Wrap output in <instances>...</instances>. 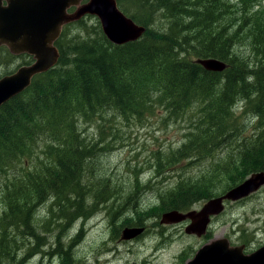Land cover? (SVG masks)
Listing matches in <instances>:
<instances>
[{"label":"trees","instance_id":"trees-1","mask_svg":"<svg viewBox=\"0 0 264 264\" xmlns=\"http://www.w3.org/2000/svg\"><path fill=\"white\" fill-rule=\"evenodd\" d=\"M116 1L145 27L139 39L114 44L97 18L69 22L55 41L57 62L0 105V264H25L16 245L27 239L33 241L27 256L49 242L45 233L54 230L35 224L37 206L49 196V214L60 218L50 221L61 227L57 239L64 233L67 240L78 220L81 239L95 215L87 204L107 209L118 235L116 222L127 209L109 213L123 185L91 174L100 156L121 146L113 135L115 118L118 124L159 114L164 124L184 123L179 146L133 168L127 202L138 204L145 191H154L157 201L133 205L134 216L124 217L121 227L140 226L149 214L188 210L264 171V0ZM208 58L225 69L209 71L196 62ZM91 120L112 122L110 131L100 129L97 140L87 141L80 126ZM189 167L200 169L193 174ZM178 169L176 182L162 185ZM46 251L72 263V245L58 241L42 258Z\"/></svg>","mask_w":264,"mask_h":264},{"label":"rangeland","instance_id":"rangeland-1","mask_svg":"<svg viewBox=\"0 0 264 264\" xmlns=\"http://www.w3.org/2000/svg\"><path fill=\"white\" fill-rule=\"evenodd\" d=\"M86 18L88 24L93 23L96 19L93 15H88ZM0 45L3 46L4 44ZM6 55L3 50H0V77L12 73L22 63L28 61L25 57L8 58ZM162 122L163 120L159 114L148 115L140 121L132 119L118 124H116L117 119H113V123H115L113 130V135L116 138L115 144L120 143L121 146L109 154L100 156L95 162L97 165L95 166V171H92L93 173L91 174L99 172V178L109 180L112 186L123 185L122 195L121 192L115 194L117 200L114 208L109 213L112 216L117 211L127 209L122 219L116 222L119 223L118 235L113 237L109 217L105 211H102L85 222L82 227V237L79 241L76 240L74 234L79 230L80 220L75 222L72 228L69 229L68 234L70 235L67 240L64 239V233L57 239L56 233L59 232L61 227L57 229L52 226L50 223L51 218L47 210H44L36 223L38 226L47 224V227L54 230V232L51 235L45 233L46 241L49 242L33 248L30 253L34 254L27 264H52V262L48 261V258H42V253L45 249L56 248L58 241L64 248L71 241L79 242L78 247L75 246L72 250L74 257L79 260L84 259V256H86L89 261L87 264H141L144 258L145 264H186L187 261L194 257L202 245L215 238L227 239L231 244L264 243V185L249 197L235 202H227L225 211L212 220L209 231L200 237L186 234V222L184 221L169 225H161L157 221V225L154 227L150 226V231L142 238H136L131 241L120 239L121 221L126 216H134L132 206L144 207L150 202L157 201L154 191H145L137 199L136 202L138 204H133L132 201L127 202L128 184L132 181L133 168L153 163L155 161L154 156L158 151H166L168 146L177 147L182 143L181 137L184 123L164 124ZM111 123L91 120L84 122L80 128L87 141H91L99 138L100 129L108 133ZM107 141L111 142L112 140L108 139ZM91 164L88 166L91 167ZM199 169L200 167H189L187 171L194 174ZM167 173L158 177L156 180L157 185H159V182L162 183L163 177ZM179 173H181L179 169L172 172L173 178L170 180L168 176H165V181H163L162 185L166 183L171 185L172 181L176 182V176ZM147 177L148 173H145L142 181L145 182L144 180ZM111 202L112 199H110ZM203 203L204 201L198 202L192 208L199 209ZM44 204L45 201L43 200L37 208H43L44 206L42 207V205ZM119 207L121 208L119 209ZM2 209L3 206L0 203V211ZM157 232H162L165 236L162 242L164 249L161 252L162 254L159 253L158 257L152 253V249L160 240ZM53 242L56 243L53 244ZM23 243V247L18 250L17 257L21 253L27 252V247L33 245V241L30 239L25 240ZM55 263L56 260L53 264Z\"/></svg>","mask_w":264,"mask_h":264},{"label":"water","instance_id":"water-1","mask_svg":"<svg viewBox=\"0 0 264 264\" xmlns=\"http://www.w3.org/2000/svg\"><path fill=\"white\" fill-rule=\"evenodd\" d=\"M76 1L80 0H50L49 7L40 9V0H8L7 6H2L0 0V44L6 45L13 54L28 53L34 57L30 64L22 65L0 78V105L26 89L35 74L48 70L57 62L59 52L53 43L62 24L93 15L98 19L105 37L114 44L137 40L145 32V27L126 15L116 0H87L73 12H66ZM196 62L209 71H223L226 67L224 63L210 58L197 59ZM261 185H264V171L254 172L223 194L206 200L199 209L168 210L161 214L159 222L172 224L189 219L185 233L200 237L206 232L210 216L224 209V200L245 198ZM142 231L140 226H124L121 239L136 238ZM227 244L225 239L212 241L202 246L187 264H264V247L243 256L241 247H228Z\"/></svg>","mask_w":264,"mask_h":264},{"label":"flooded vegetation","instance_id":"flooded-vegetation-1","mask_svg":"<svg viewBox=\"0 0 264 264\" xmlns=\"http://www.w3.org/2000/svg\"><path fill=\"white\" fill-rule=\"evenodd\" d=\"M26 2H29V0H25ZM46 1V0H45ZM44 0H40V2L38 3V5H39V7H40V9H46V6L47 7H49V1L50 0H47L46 2H45ZM87 0H80V1H78V3H77V1H76V4H74V5H71V6H69L67 9H66V12H68V13H71V12H73L75 9H76V7L78 6V5H81V3H83V2H86ZM7 4H8V0H1V5L2 6H7ZM86 18V16H83L81 19H85ZM80 20V19H79ZM76 21H78V20H76ZM73 22V21H72ZM65 24H67V23H64V24H62L61 25V30H60V33H59V35H58V37L61 35V33H62V29H63V27H64V25ZM58 37L56 38V40L58 39ZM55 40V41H56ZM55 41H54V45H55ZM1 46V48H2V50L4 51V53L6 54V52L5 51H8L9 52V54H11V55H13V56H24L25 57V59H28V61L27 62H24V63H22L21 65H28V64H30L31 62H33L34 61V57L32 56V55H30V54H28V53H19V54H13L12 52H10L9 50H8V48L5 46V45H0ZM56 46V45H55ZM5 49V50H4ZM58 49V48H57ZM20 65V66H21ZM14 72V71H13ZM10 74V73H9ZM36 75V74H35ZM49 200V201H48ZM44 201H45V205H44V207H43V209L42 208H37V215H36V219H35V224H36V222H37V219H40V216H41V214H42V212L44 211V210H47V213H48V215H49V217H51V219H56L57 221H59V219L60 218H56L55 216H52L51 214H49V208L51 207V205L53 204V202H54V200H53V197L52 196H49V197H46L45 199H44ZM47 202H49V203H47ZM87 206H88V210L90 211V212H92L93 214H98L99 212H102V211H105V213H107V209H104V210H98V211H95V210H92L91 209V207H90V205L89 204H87ZM49 207V208H48ZM160 214H157V213H155V214H149V216H147V217H145V219H144V221H143V224L142 225H140V227H142L143 228V231H142V233L137 237V238H142V237H144L149 231H150V226H152L153 225V227L154 226H156L157 225V221H159L160 219H158V217H160L159 216ZM38 216V217H37ZM214 218H216V217H213V219ZM153 219V220H152ZM212 219V220H213ZM152 221H154V222H152ZM123 228V227H122ZM38 229V228H37ZM69 231V230H68ZM68 231L66 232V234L68 233ZM158 234H159V236H160V240L156 243V245L154 246V248L152 249V253L153 254H156L157 256L156 257H158L159 256V253H161V252H163V249H164V246H162V242H163V240H164V234L162 233V232H157ZM76 234V233H75ZM75 234H74V236H75ZM68 237H69V235L67 234V237H66V239H68ZM136 239V238H135ZM224 239V238H223ZM121 240H125V239H121ZM215 240H220V238H215V239H212L210 242H212V241H215ZM222 240V239H221ZM227 240V239H226ZM127 241H131V240H127ZM76 242V241H75ZM74 241H71V243H69V246H71V245H73L72 246V249L76 246ZM227 242H228V247H241V254L243 255V256H249V255H251V254H253V253H255V252H257V251H259V250H261L263 247H264V243H257V244H246V243H241V244H231L228 240H227ZM46 243V242H45ZM44 243V244H45ZM54 243H56V242H53V244ZM43 244V245H44ZM23 245L24 244H19V245H16L18 248H22L23 247ZM57 246V245H56ZM45 250H52L51 248L50 249H45ZM29 254H31V255H28L27 256V253L25 252V253H21L20 254V256L18 257V259H20V260H24L25 261V264H27L29 261H30V259H31V257L33 256V254L34 253H29ZM162 254V253H161ZM18 255V252L16 253V256ZM45 255L47 256V258H48V261L51 263L52 262V264L54 263V261L56 260V263L55 264H66V261H63V258L60 256V255H58V256H54L55 254H49V252L48 251H46L45 252ZM64 256V255H63ZM72 262H74L73 264H75V263H77V264H87V262H89L88 261V259H87V257L86 256H84V259H79V260H76L75 259V257L74 256H72ZM146 262H145V258L143 259V261L141 262V264H145ZM187 264V263H186Z\"/></svg>","mask_w":264,"mask_h":264},{"label":"bare ground","instance_id":"bare-ground-1","mask_svg":"<svg viewBox=\"0 0 264 264\" xmlns=\"http://www.w3.org/2000/svg\"><path fill=\"white\" fill-rule=\"evenodd\" d=\"M49 201V200H48ZM90 202H92V201H90ZM47 203H49V202H47ZM93 203V202H92ZM100 203V202H99ZM46 204V203H45ZM44 204V205H45ZM44 205H42V207L44 206ZM100 207V206H99ZM43 209V208H42ZM68 234V233H67ZM68 235H70V234H68ZM79 245V244H78ZM73 246V245H72ZM73 250V249H72Z\"/></svg>","mask_w":264,"mask_h":264}]
</instances>
